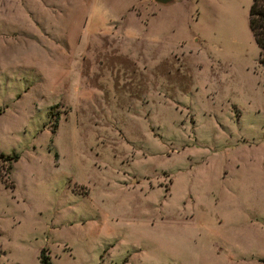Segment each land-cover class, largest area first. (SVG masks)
Instances as JSON below:
<instances>
[{
  "label": "rangeland",
  "instance_id": "rangeland-1",
  "mask_svg": "<svg viewBox=\"0 0 264 264\" xmlns=\"http://www.w3.org/2000/svg\"><path fill=\"white\" fill-rule=\"evenodd\" d=\"M250 3L0 0V264H264Z\"/></svg>",
  "mask_w": 264,
  "mask_h": 264
},
{
  "label": "trees",
  "instance_id": "trees-1",
  "mask_svg": "<svg viewBox=\"0 0 264 264\" xmlns=\"http://www.w3.org/2000/svg\"><path fill=\"white\" fill-rule=\"evenodd\" d=\"M248 26L257 45L258 61L264 68V0H251L248 8ZM18 158L15 153L6 154L0 151V178L6 181L13 162ZM13 186V185H10ZM39 264H51L46 248L39 251Z\"/></svg>",
  "mask_w": 264,
  "mask_h": 264
},
{
  "label": "water",
  "instance_id": "water-1",
  "mask_svg": "<svg viewBox=\"0 0 264 264\" xmlns=\"http://www.w3.org/2000/svg\"><path fill=\"white\" fill-rule=\"evenodd\" d=\"M155 1H157V2H159V3H167V2H170V1H172V0H155Z\"/></svg>",
  "mask_w": 264,
  "mask_h": 264
}]
</instances>
